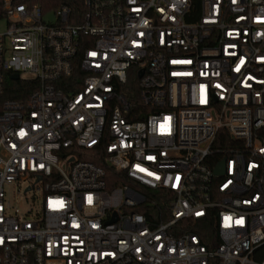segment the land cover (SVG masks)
<instances>
[{"label": "built area", "instance_id": "obj_1", "mask_svg": "<svg viewBox=\"0 0 264 264\" xmlns=\"http://www.w3.org/2000/svg\"><path fill=\"white\" fill-rule=\"evenodd\" d=\"M81 1L0 0V264H264V0Z\"/></svg>", "mask_w": 264, "mask_h": 264}, {"label": "trees", "instance_id": "obj_2", "mask_svg": "<svg viewBox=\"0 0 264 264\" xmlns=\"http://www.w3.org/2000/svg\"><path fill=\"white\" fill-rule=\"evenodd\" d=\"M37 1L40 3V5L42 6L44 10L55 9L62 5H68L72 7L73 10H83V5H82L81 0H37ZM33 83L34 82L29 83V84H33ZM5 84H6V88H5L3 97L4 98H15V99L23 98L21 94H24V92H26V90L30 86L29 84L25 82H21L20 80L12 79L10 75L6 77ZM134 103L137 106H141L140 103L138 102V95L136 96V93H135ZM83 158L91 160L96 164H101L92 153L85 154ZM105 180H106L107 187H112L114 185L121 184V183H128L134 186V183H132L127 178H125L124 175L115 173L109 167H105ZM261 251H262V254L260 255L259 258H262V256H264V247ZM211 264H216V261H213Z\"/></svg>", "mask_w": 264, "mask_h": 264}, {"label": "water", "instance_id": "obj_3", "mask_svg": "<svg viewBox=\"0 0 264 264\" xmlns=\"http://www.w3.org/2000/svg\"><path fill=\"white\" fill-rule=\"evenodd\" d=\"M11 78H12V79H16V78H18V76H17V74H14ZM222 167H223V162L220 163V164L216 167L215 172H216L217 174H222Z\"/></svg>", "mask_w": 264, "mask_h": 264}, {"label": "rangeland", "instance_id": "obj_4", "mask_svg": "<svg viewBox=\"0 0 264 264\" xmlns=\"http://www.w3.org/2000/svg\"><path fill=\"white\" fill-rule=\"evenodd\" d=\"M50 17V16H49Z\"/></svg>", "mask_w": 264, "mask_h": 264}]
</instances>
